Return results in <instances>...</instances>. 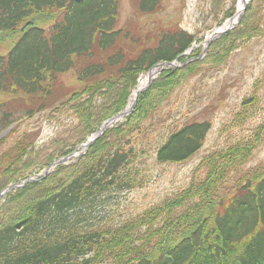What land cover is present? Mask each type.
Returning a JSON list of instances; mask_svg holds the SVG:
<instances>
[{
    "label": "trees",
    "instance_id": "1",
    "mask_svg": "<svg viewBox=\"0 0 264 264\" xmlns=\"http://www.w3.org/2000/svg\"><path fill=\"white\" fill-rule=\"evenodd\" d=\"M119 3L0 0V42L18 35L0 54V95L7 96L0 98V135L13 125L17 103L27 116L53 106L54 111L70 110L75 119L51 150L35 151L22 136L3 151L13 153L0 159V192L41 172L97 132L125 108L141 73L160 61L184 63L200 55L201 47L193 46L201 38L180 27L146 39L135 28L119 26ZM161 4L134 0L143 14L155 13ZM260 4L264 0H250L240 23L212 41L202 59L163 70L138 94L131 113L75 161L4 195L0 264H264V168L250 175L241 170L263 140L264 122L250 136L206 156L195 168L203 174L196 180L193 175L185 189L143 213L116 222L111 206L137 185L138 164L149 150L144 141L148 119L202 64L220 66L262 32ZM235 5L236 0H212L211 13L222 14L218 25L233 15ZM70 72L78 85L61 99L53 90ZM258 82L243 99L238 119L256 107ZM210 128L208 120H187L156 146V162L187 161Z\"/></svg>",
    "mask_w": 264,
    "mask_h": 264
},
{
    "label": "rangeland",
    "instance_id": "2",
    "mask_svg": "<svg viewBox=\"0 0 264 264\" xmlns=\"http://www.w3.org/2000/svg\"><path fill=\"white\" fill-rule=\"evenodd\" d=\"M211 2L212 0H162L158 11L143 14L136 10L134 0H120L118 25L126 24L135 28L136 32L146 39L155 37L156 33L162 30L180 27L196 35L198 39L201 38L194 48L197 49L202 39L219 26L218 21L222 17L221 13H211ZM234 14L235 12L232 16ZM259 14L262 32L245 40L220 66L202 64L194 74L172 91L148 119L144 141L149 150L138 164L140 172L135 188L112 202V219L116 222L132 215L137 216L161 202L166 196H172L185 189L193 175L196 180L199 174H203L202 171L195 172V168L206 156L214 151L225 150L236 140L250 136L257 125L264 122V4L259 5ZM17 38L18 35H12L0 42V54L5 53ZM75 79L73 72L62 75L54 87L55 96L61 95L62 99L64 94H68L78 85ZM256 82L259 86L256 107L243 119H238L237 114L243 113L241 103L245 97L252 95ZM0 98L7 99V96L1 94ZM23 104L28 105L26 101H23ZM52 107L48 106L47 109L37 110L32 116H27L25 109H21L23 107L17 103L13 125L0 135V159L10 158L13 151L6 154H3V151L22 136L25 137L24 142H32L35 145V151L51 150L56 144L54 139L65 136L75 120L70 110L54 111L55 108ZM192 119L208 120L211 125L200 150L184 162H156L153 152L162 138ZM64 139L67 140L65 137ZM262 168L264 137L244 162L241 170L250 171L247 172L250 175L255 169ZM232 176L235 178V174L231 175L230 171L227 179L231 184L234 182Z\"/></svg>",
    "mask_w": 264,
    "mask_h": 264
},
{
    "label": "water",
    "instance_id": "3",
    "mask_svg": "<svg viewBox=\"0 0 264 264\" xmlns=\"http://www.w3.org/2000/svg\"><path fill=\"white\" fill-rule=\"evenodd\" d=\"M246 4H247V1L244 2L243 7H242V10L240 11V13L236 14V15L234 16V18H232V19L230 20V23H229V24H225V23H224L221 27H219L217 30H215L214 32H212L211 35H210L208 38H206V39L204 40V44H205L204 51L207 50V47L209 46L210 42H211L213 39H215L216 37H219L220 35H222L223 33H225L227 30H229V29L232 27L231 24L233 23V21H234L235 23H238V22H239V20L241 19L242 15H243V13H244V10H245V7H246ZM165 65H170V66H173V67H177V66H179V65H175V64L172 63V62H171V63H167V62L162 61V62H159V63H158L156 66H154L153 68L149 69L148 72H147V74H149V73L152 72V71H154V73H156V72L160 71L161 69H163V67H164ZM151 80H152V77H150V78L148 79V83H147L146 86H143V87L137 89V90H136V93H135V95H134V97L131 99V101H130L129 104L126 106V108H125L124 110H122L121 112H119L118 114H116V115H114L113 117H111V118H109L108 120H106V121L103 123V125L101 126L100 130H99L98 132L94 133V134H93V135H92V136H91V137H90L85 143H83V144L81 145V150H80L79 152H73V153H71V154H69V155H67V156H64V157H62V158H60V159L54 161L51 165H49V166L45 169V171H44L42 174L39 175V178H43V177H44V176L50 171V168H51L52 165H54V164H62V163H65V162H67L68 160L73 159V158L79 156L81 153L85 152V151L87 150V148L91 145V143L95 140L96 137L100 136V135H101V134H102V133H103V132L109 127V126H111L114 122H116V121H118V120L124 118L125 116H127V115L131 112V110H132V108H133V106H134V104H135V101H136V94L139 93L140 91L144 90L147 86H149L150 83H151ZM36 179H37L36 177H30V178L26 179L22 184H17V183L11 184V185L7 186V187L3 190V192L0 193V197H1L2 195H4L5 193H7L9 190H11V189H15V188H18V187H20V186H23V185H25L26 183H28V182H30V181H35Z\"/></svg>",
    "mask_w": 264,
    "mask_h": 264
},
{
    "label": "bare ground",
    "instance_id": "4",
    "mask_svg": "<svg viewBox=\"0 0 264 264\" xmlns=\"http://www.w3.org/2000/svg\"><path fill=\"white\" fill-rule=\"evenodd\" d=\"M245 1H247V0H238V4H237L238 13H240V11L242 10V7H243V4H244ZM229 23H230V21L227 22L226 24H229ZM153 75H154V71L150 72L149 74H144L143 76H141L140 79H139V82L137 84L136 90L139 89L140 87H142L148 81V79L150 77H153ZM136 90L133 92V95H132L131 98L134 97V95L136 93Z\"/></svg>",
    "mask_w": 264,
    "mask_h": 264
}]
</instances>
